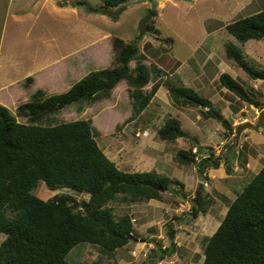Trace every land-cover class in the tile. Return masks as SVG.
<instances>
[{"label": "rangeland", "instance_id": "rangeland-1", "mask_svg": "<svg viewBox=\"0 0 264 264\" xmlns=\"http://www.w3.org/2000/svg\"><path fill=\"white\" fill-rule=\"evenodd\" d=\"M74 2L79 5L74 6ZM101 4V0H0V103L15 113L17 105L32 99L37 88H43L46 96L61 93L88 72L109 66L113 34L135 42L147 64L163 69L164 79L168 76L174 81L180 78L185 85L209 98L221 112L222 120H230L231 131L219 120V115L205 118L202 106L174 103L164 84L143 115L133 121L125 122L133 111L125 81L114 89L111 99L93 105L72 103L53 115L57 123L92 118L101 131L97 138L99 145L119 168L130 172L156 170L167 173L185 183L184 189L190 197L188 202L178 205L156 199L112 202L110 206L116 216L128 213L132 217L137 241L135 248L118 249L109 259V256L101 255L99 245L80 243L71 249L66 259L71 263L89 264L115 261L119 264L146 261L152 264H201L204 239L216 231L228 205L264 165V129L255 127L258 117L252 121L254 106L229 90L220 92V81L216 77L218 72H228L253 91V84L258 81L252 79L236 60L227 58L225 46L229 43L238 45L248 53L253 65L264 68V45H255L256 41L243 45L226 26L264 9V0H131L124 5L104 8L99 13L87 9V6ZM150 13L149 23L153 22L159 33L151 32L149 28L141 35V22ZM78 47H81L79 58H69L74 73H70L72 78L65 85L50 90V84L44 87L40 77V81L26 89L25 69L31 67L32 62H42L45 57L58 58ZM73 59L77 61L73 62ZM221 59L234 72L220 66ZM7 81L18 83L3 87ZM152 84L151 81L145 88L149 90ZM257 87L263 88L259 82ZM229 103L234 112L242 108L244 111L238 115L225 111L230 109ZM170 115L181 121L190 138L169 143L158 137V129ZM247 122L253 126L245 127ZM194 139L196 145L204 143L202 146L207 152L213 147L215 155L221 158L218 169L208 170L209 180L200 175L196 165H181L176 159L177 151L189 148ZM222 141H225L224 145H221ZM234 146L236 152L233 151L231 156L234 158H230L227 152H232ZM227 158H230V171ZM248 160L250 165H247ZM201 184L213 195L214 204L206 214L194 218L190 214L191 198ZM57 192L70 193L78 199L88 198L86 193L67 188L51 191L44 182L34 190L45 199ZM4 238L5 235L0 234V242ZM171 243H175V251L160 258L162 250Z\"/></svg>", "mask_w": 264, "mask_h": 264}, {"label": "trees", "instance_id": "trees-1", "mask_svg": "<svg viewBox=\"0 0 264 264\" xmlns=\"http://www.w3.org/2000/svg\"><path fill=\"white\" fill-rule=\"evenodd\" d=\"M129 1L101 0L100 6L87 9L99 13ZM149 28L159 33L153 22ZM226 29L243 45L252 39L264 40V9L229 23ZM111 46V64L88 72L66 91L46 96L43 88H37L32 99L17 105L15 113L0 103V234L5 235L0 242V264H89L66 259L80 243L99 245L102 256L113 258L118 249L133 250L137 241L132 217L128 213L116 216L110 203L156 199L178 205L190 200L185 183L174 176L156 170L130 172L119 168L99 145L101 131L92 118L54 121L53 115L72 103L93 105L111 99L122 81L129 86L133 106L125 122L140 118L163 84L177 105L202 106L205 118L221 114L209 98L180 78L164 79L163 69L147 64L135 42L113 34ZM225 49L227 58L236 60L252 79L261 80L263 88L253 87L251 92L228 72L220 74L221 85L262 109L264 68L253 65L234 43L226 44ZM33 80L32 76L26 78L28 84ZM222 123L232 130L230 120L223 118ZM157 135L169 143L190 138L181 121L171 115ZM192 142L189 148L177 151L176 159L181 165H196L200 175L209 180L208 170L218 169L221 158L213 147L207 152L201 145L200 152V145L195 139ZM230 158L226 159L229 171ZM40 182L50 190L67 188L86 193L88 198L57 192L45 199L34 193ZM191 201L190 214L195 218L210 210L214 197L202 186ZM174 251L175 243H171L160 258ZM201 264H264V165L228 205L216 231L204 239Z\"/></svg>", "mask_w": 264, "mask_h": 264}, {"label": "crops", "instance_id": "crops-1", "mask_svg": "<svg viewBox=\"0 0 264 264\" xmlns=\"http://www.w3.org/2000/svg\"><path fill=\"white\" fill-rule=\"evenodd\" d=\"M73 11H75V10H73ZM249 41H256L255 45H259V46H263L264 45V40L252 39V40H249ZM80 52H81V47H78L74 51L67 52L66 54H63V55H61L58 58L53 57V59H50L48 57H45L42 62H39V63H36V64H34L32 62L31 67L25 69L24 76L26 78L28 76H32L34 78V80H33V82L28 84L26 89L30 88L31 85H33V84L37 83L38 81H40V77L42 78V81L44 82L43 83L44 87L46 85L50 84V90L51 89L52 90L53 89H58V88L61 87L62 84L65 85V83L68 81V79L72 78L70 76L71 75L70 73L73 72V70H74V67L71 65L69 58L70 57H72V58L75 57V59H78L79 55H80ZM75 59H73V62H74ZM262 60L264 61V59H262ZM75 61H77V60H75ZM208 61L209 60H207L206 62H208ZM220 61H221L220 66L222 65L223 68H225L226 70L234 72V70L224 61V59H221ZM78 62L81 63L80 59H79ZM79 63H78V66L80 65ZM221 73H223V71L218 72V74L216 75V77H218V79H219ZM235 73H238V72L236 71ZM255 81H258L259 84L262 85L261 84V82H262L261 80H255ZM258 82H255L253 84V86L255 88L257 87ZM13 83H18V82L17 81H7L3 87H6V88L10 87ZM59 83H61V84H59ZM72 85H69V86L71 87ZM220 85H221V83H220ZM69 86H67V88H69ZM219 90H220V92L222 91L223 93H227V91H228V89L226 87L222 86V85H221ZM156 95H157V93H156ZM228 107L229 108L232 107L230 105V103H229ZM233 109L230 108L229 110H225V111H229V112H231V114H234V115H238L239 113H242L244 111L243 108L240 109V110H235L236 112H234ZM254 112H255V115L252 116V117H254L252 119V121L257 120V117H259V114H260L261 110L254 107ZM248 118H250V117H248ZM234 119H235V117H234ZM246 120H247V118L245 119V121ZM199 141H200V139H199ZM201 144L204 145V143H202V142H201ZM235 149H236V146H234L232 148V150L234 152H236ZM233 151L232 152L228 151L227 152V156H229L232 153H234ZM233 158H234V155H233ZM247 165H250V160H248ZM51 191H53V190H51Z\"/></svg>", "mask_w": 264, "mask_h": 264}, {"label": "water", "instance_id": "water-1", "mask_svg": "<svg viewBox=\"0 0 264 264\" xmlns=\"http://www.w3.org/2000/svg\"><path fill=\"white\" fill-rule=\"evenodd\" d=\"M152 13L149 14L148 17H146L142 22H141V28H140V32H141V35L142 34H145L146 31H148V24H149V21H150V17H151ZM219 120H222V116H218ZM245 127H252L253 124L250 123V122H247L244 124ZM256 128H262L264 129V109L261 110L260 114H259V117H258V120H257V123L255 125ZM199 150L200 152L202 151L201 150V146H199ZM202 184L200 185V188H202Z\"/></svg>", "mask_w": 264, "mask_h": 264}, {"label": "built area", "instance_id": "built-area-1", "mask_svg": "<svg viewBox=\"0 0 264 264\" xmlns=\"http://www.w3.org/2000/svg\"><path fill=\"white\" fill-rule=\"evenodd\" d=\"M226 141H228V140L226 139ZM224 144H225V141H222V142H221V145H224Z\"/></svg>", "mask_w": 264, "mask_h": 264}, {"label": "clouds", "instance_id": "clouds-1", "mask_svg": "<svg viewBox=\"0 0 264 264\" xmlns=\"http://www.w3.org/2000/svg\"><path fill=\"white\" fill-rule=\"evenodd\" d=\"M253 106V105H252ZM256 108V107H255ZM262 109H264V107L262 108ZM262 109H260V110H262Z\"/></svg>", "mask_w": 264, "mask_h": 264}]
</instances>
